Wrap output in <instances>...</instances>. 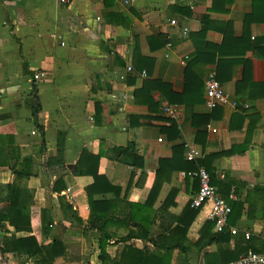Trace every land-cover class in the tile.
Instances as JSON below:
<instances>
[{"label": "crops", "instance_id": "1", "mask_svg": "<svg viewBox=\"0 0 264 264\" xmlns=\"http://www.w3.org/2000/svg\"><path fill=\"white\" fill-rule=\"evenodd\" d=\"M210 73L237 107L206 108ZM128 147L131 164L113 151ZM199 167L219 196H239L227 222L237 234L227 228L224 240L204 246L218 234L206 225L210 202L178 223L198 189L180 173ZM6 186L28 208L31 230L0 223V264L37 261L2 251L4 238L30 235L61 244L54 264H100L91 219L119 264H139V251L210 264L244 234L261 251L264 0H0V210Z\"/></svg>", "mask_w": 264, "mask_h": 264}, {"label": "trees", "instance_id": "2", "mask_svg": "<svg viewBox=\"0 0 264 264\" xmlns=\"http://www.w3.org/2000/svg\"><path fill=\"white\" fill-rule=\"evenodd\" d=\"M255 2H257V0H254V3ZM36 99L37 97H35V100ZM35 103L36 104L33 108V118H34V123L37 124V115H38L40 106L37 100L35 101ZM36 126H37L36 128L39 130L38 132L42 134L41 128L38 127V125ZM113 151L117 157H122L121 162H124L125 164H131V162H128V160L124 158L125 156L133 157L131 152L129 151V147L128 148H116ZM95 159L98 160V157H96ZM188 171L189 170H185V172H188ZM73 174L79 176L82 174V171L76 168ZM93 178L96 180L99 179V175L97 174V172L94 174ZM5 189H9L11 191L13 187L6 186ZM57 189H58L57 186H55V190ZM157 190H158V185L156 184L153 186L152 190L150 191L146 204L148 203V205H150L153 203ZM12 193L13 191L9 192V195L6 197L8 206L0 210V223L2 221H6L10 226H12L15 229L16 232H21V231L30 232L31 229H30V223L28 221V214H27L28 208L22 207L18 202H15L13 200ZM172 194L170 193L168 195V199L171 197ZM198 209L199 208L197 209L191 208L190 203H189V205L184 209V211L182 212V214L180 215L178 219L179 225L182 226L183 220L185 219L191 220L196 214V212L198 211ZM89 224H90L89 226L92 229H95L100 233V238L98 241L99 242L98 243V248H99L98 259L100 260V264H119V262L110 260V258L106 254V245L108 244V242L104 238V233L102 229L103 225L94 223L93 219L90 220ZM179 225L176 226V228L173 231H171L170 233L171 236H174L175 234H178L181 231L183 232H185V230L187 231L188 225L185 224L183 227L184 229H181ZM206 225L209 227L213 226L212 222L210 221H208ZM146 228L147 227H145V229ZM226 235L227 234H223L222 232L217 235L209 236L208 240L206 241L205 244H203V246L208 245L211 242L218 243L219 241L224 240ZM242 239H243L241 242L242 245L236 244L232 251L218 253L217 255H215V257L212 258V260H210V264H225L228 262L230 263V262L238 260L242 255L246 254L248 251H253V252H258V253L262 251V250L259 251L258 248L255 247V245L253 244L251 240L248 241L249 239L246 240L244 237ZM2 244H3V248H2L3 252H22L26 254L28 258H33L37 256L38 259L33 264H54L55 258L61 256L63 253V249H62L63 247L61 246L60 243L53 242L50 245L45 246L37 242L36 238L33 235H30L29 237H25V238H16L14 236H10L9 238H4ZM203 246L201 245L200 247H203ZM175 248H179L180 252H182L183 250V247L179 245L173 246V249ZM184 249L186 250V248ZM132 250L133 249L127 248L126 254H128ZM138 253L141 255V260L139 264H169L168 263L169 260H167V257H168L167 252L164 255H156L153 253H148L146 251H143V252L139 251ZM241 253L243 254L238 258L239 254Z\"/></svg>", "mask_w": 264, "mask_h": 264}, {"label": "built area", "instance_id": "3", "mask_svg": "<svg viewBox=\"0 0 264 264\" xmlns=\"http://www.w3.org/2000/svg\"><path fill=\"white\" fill-rule=\"evenodd\" d=\"M60 3H66L68 0H58ZM186 30H184V33ZM133 68L128 65L126 67V72H132ZM142 76L145 77V73H141ZM38 79V76H35ZM204 99L205 106L207 109L212 110L218 106H230L237 107V103L231 100L222 90L219 83L215 78L214 73H210L205 80V91H204ZM163 114L170 118H177V111L175 108L163 104L162 106ZM209 128V126L207 127ZM215 132V130H211ZM195 155L194 151L191 149L186 155V159L188 161L194 160ZM180 176L182 178H191L196 179L198 181V189L195 195L190 200V206L192 208H198L202 204L206 202L211 203V209L209 213V220L214 225V230L216 233H222L225 229H229L230 234L236 235L237 231L235 229H231L228 227V217L231 213V207L229 205V201H237L239 200V196L235 193V191H231L229 195L226 197L219 196L214 188L210 184V176L209 173L203 168L199 167L194 171L189 172H181ZM1 233V230H0ZM244 238L247 240L250 238L249 234H244ZM225 264H264V239H262V251L261 252H253L248 251L246 254L242 255L238 260Z\"/></svg>", "mask_w": 264, "mask_h": 264}]
</instances>
